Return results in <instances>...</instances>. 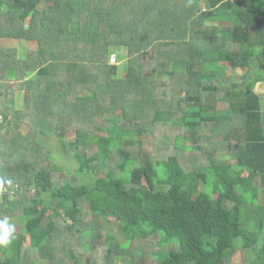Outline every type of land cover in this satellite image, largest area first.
Instances as JSON below:
<instances>
[{"label":"trees","instance_id":"1","mask_svg":"<svg viewBox=\"0 0 264 264\" xmlns=\"http://www.w3.org/2000/svg\"><path fill=\"white\" fill-rule=\"evenodd\" d=\"M146 39L155 44L137 53ZM0 42V216L22 226L0 264H22L25 237L29 264H84L76 236L86 264H99L100 241L103 264L125 251L129 264H231L239 253L264 264V95L253 78L224 76L254 61L263 80L264 0H0ZM75 43L82 55L68 62ZM114 45L128 49L125 74L109 63ZM168 86L182 100L161 95ZM160 128L173 153L136 166L127 147L166 144ZM54 139L72 154L67 175L91 176L84 184L54 180Z\"/></svg>","mask_w":264,"mask_h":264},{"label":"rangeland","instance_id":"2","mask_svg":"<svg viewBox=\"0 0 264 264\" xmlns=\"http://www.w3.org/2000/svg\"><path fill=\"white\" fill-rule=\"evenodd\" d=\"M129 2V1H128ZM42 7H44V5H42L41 6V8ZM204 10V9H203ZM202 10V11H203ZM28 23H29V21L27 20L26 21V23L25 24H27L28 25ZM207 26H210V24L209 23H207ZM140 32H142V34H140V33H138L137 34V36H138V39H140V38H143V37H139V36H141V35H143V33H144V31L147 33V30L145 29V28H140V30H139ZM208 32H210V30L208 31ZM147 35H148V33H147ZM137 36H136V38H137ZM186 39H187V37H186ZM65 39L64 38H61L60 39V44L64 41ZM188 40V39H187ZM66 41V40H65ZM75 42V41H74ZM137 42L138 43H140L139 45L140 46H138V51H137V53H139V52H144V51H146L149 47H151V46H153V44H155V43H151V44H149V41H148V39H146V41H143V42H140L139 40H137ZM68 43H70L69 41H68ZM67 43V44H68ZM137 44V43H136ZM10 45H12V46H14V47H19V48H24L25 46H24V43L23 42H19V41H17V42H13V44H10ZM66 45V44H65ZM75 45V48H76V50H77V52H71L70 51V53L68 54V56H67V61L68 62H71V61H74L75 60V57H76V55L78 54V56L80 55H82V48L81 47H79V45L78 44H74ZM146 47H147V49H146ZM152 48V47H151ZM107 49L109 50V52H107V57H108V55H110V57H109V63L110 64H120L119 65V71H123V74H125V70H124V64L126 63V62H128V61H130V57L127 55V53H128V49L125 47V46H118V45H114V46H112L111 48H109L108 46H107ZM107 50V51H108ZM152 51H153V49H152ZM23 52V51H22ZM21 52V53H22ZM255 58H253V60H254ZM250 60V59H249ZM253 60H250V61H253ZM115 62V63H114ZM262 65H264V64H260L259 65V67L258 68H261L262 67ZM254 66H255V63H254ZM247 69H249L250 71H252V69H250V67H248ZM246 70V69H245ZM248 71V70H247ZM245 73H247L246 71H244L243 72V74H245ZM249 73V72H248ZM243 74H242V71L241 70H234V69H230V70H226V72H225V75L224 76H228V79L230 80L229 81V84H242V85H244L243 83H245V82H249L250 81V78L247 76V74H245V76H243ZM34 74H32V73H29L28 74V77H27V79L28 80H31L32 78H34V76H33ZM263 75V74H262ZM30 78V79H29ZM6 80H9L8 82H9V84H12L11 86H12V88L11 89H13L14 87L13 86H17L16 88H14V91H17V90H21L22 89V86L20 87V85H18V83H16L17 81L15 80V78H14V75H7V77H6ZM15 83H16V85H15ZM227 83V82H226ZM24 85V84H23ZM161 85V84H160ZM194 85H196V83H194ZM19 86V87H18ZM7 87H9L8 85H7ZM159 88V87H158ZM179 89H181V88H178L177 90H179ZM158 90V89H157ZM168 90V91H167ZM170 90H173V88H172V86H168L167 87V89H166V92H160V94L161 95H164L166 98H168L169 100H172V97H173V99H174V101H179L177 98L178 97H180V99H181V97L182 96H185V93H184V91H182V92H175V91H173V93H174V95H169L168 94V92L170 91ZM154 92H156V90H155V88H154ZM154 92H152L154 95H155V93ZM159 92V91H158ZM23 93V92H22ZM259 93H261V94H264V91L263 90H260L259 89ZM157 94H159V93H157ZM164 100H166V101H168L167 99H164ZM182 100V99H181ZM217 108L218 109H221L222 108V104L221 105H218L217 106ZM70 113V110H69V108L68 109H66V114H69ZM107 115V114H106ZM114 116H116V115H114ZM119 116V115H118ZM108 118H112V114L111 115H109L108 114ZM159 130V132L156 134V138L157 139H159L160 138V136L162 135V134H167V136H168V138L166 139V144H163L162 142H155V143H153V145H151V144H145V146H143V147H137L136 145L135 146H130V147H127L128 148V150H130L131 152H132V155H133V160L136 162L135 163V165L136 166H138L139 164H140V162L141 161H143V158L144 157H148V156H150V158H151V160L153 161V160H157V157L158 158H160V159H163L164 157H167V156H169L170 154H172L173 153V149L171 148V143H172V140H173V134L172 135H170L172 132L170 131V130H167V129H163V128H160V129H158ZM74 134H75V130H73L72 128H71V130L70 131H68L67 130V133H66V138L65 139H68V140H71V139H73V137H74ZM170 136H169V135ZM164 142V141H163ZM47 147L50 149V150H52V151H54V152H51V154H54L55 155V159L53 160V165L54 166H56L57 168H60V172H61V174H58V177H56V178H54V180L56 179V181H59V180H61L60 182H63L62 181V178L64 177V175L66 176L68 173H69V171H70V169H71V165H74V163H73V161H72V159H73V157H72V154L71 153H69L68 151H66V152H64V151H60V150H58L60 147H59V144L57 143V141H56V139H54V140H51V141H47ZM41 154H45V152H42ZM185 156H186V153H185ZM192 158H191V157ZM189 157L193 160L194 159V157L193 156H195V154H192V155H190ZM45 157V156H44ZM191 160V161H192ZM61 175V176H60ZM57 176V175H56ZM67 177L72 181V183H73V185H81V184H84V182L86 181V180H88V179H90L91 178V176L89 175V174H87L86 172H84V174H81V175H77V174H74V172H70V174L69 175H67ZM255 205V204H254ZM83 209L85 210V211H87L88 210V206L87 205H84L83 206ZM85 211H83V215L85 216V217H87V214H86V212ZM0 218H2L3 220H4V218H6L7 219V221H11L10 222V225H13V226H15L16 228H17V231L20 233L21 232V230H22V226H21V224L17 221V219H12V220H10L9 218H7L6 216H0ZM1 219V220H2ZM56 221H59V219L58 218H56ZM63 225L64 224H66V222H63L62 223ZM105 234H112L113 236H115L116 238H117V240H118V242H120V243H122V242H124V238H123V236H121V234H120V228L116 225V224H114V223H105ZM78 229H79V231H81V230H84L80 225L78 226ZM64 233V232H63ZM77 237V236H76ZM76 237H72L73 238V240H71V248H72V250H75V252L77 251V252H79V253H81V254H84L83 256H85V257H89V254L87 253V252H83L82 251V249L79 247V244H78V240H77V238ZM25 241V243H23ZM20 244L21 245H23V252H22V255H21V257L23 258V260L21 261V263L22 264H29V261H28V256H29V254H30V252H31V246H30V242H29V240L25 237V238H23L21 241H20ZM92 245V244H91ZM143 247H145L144 245H138V246H135L134 247V250L133 251H135V249H142ZM70 248V247H69ZM68 248V249H69ZM155 248V247H154ZM68 249H66L67 251H68ZM104 250V248H103V246L101 245V241H100V245H99V250L97 251L98 253H97V257L99 258V264H103V255H101L102 254V251ZM67 251H65V253L66 254H63V255H59L58 257L61 259L62 257H64L65 258V260L67 259ZM70 251V250H69ZM76 252V253H77ZM132 252V251H131ZM83 256H82V262L84 263V264H86L85 263V260H83ZM95 257V256H94ZM251 258H253V255H251ZM131 259H132V255H131V253H128V252H122L119 256H117V258H115L114 259V261L117 263V264H129V263H131ZM243 260H244V258H243V253H239V254H236L235 256H234V259H232L231 260V264H242L243 263ZM69 261H73L72 259H69ZM88 262H89V260H88ZM41 264H53V262H48V263H46V262H42ZM93 264V263H92ZM158 264V263H157Z\"/></svg>","mask_w":264,"mask_h":264},{"label":"crops","instance_id":"3","mask_svg":"<svg viewBox=\"0 0 264 264\" xmlns=\"http://www.w3.org/2000/svg\"><path fill=\"white\" fill-rule=\"evenodd\" d=\"M18 40H10L8 43L9 44H13V42H17ZM20 42V41H19ZM1 43V42H0ZM44 53H45V51H44ZM42 56H44V54L42 53ZM255 62L253 61L251 64H249V65H245V66H243V67H239V68H237V69H234V70H241L242 71V74H243V72L244 71H246L247 73H245V74H247L248 75V77L249 78H253V81H254V83H255V85H254V90H255V93L256 94H261V93H259V89L260 90H263L264 91V74H263V80L261 81V80H257L256 78H258L256 75V72H254L253 70L252 71H250L249 69H247L250 65H252V64H254ZM246 69V70H245ZM228 70H230V69H228ZM248 70V71H247ZM261 70L264 72V65H262V67H261ZM249 72V73H248ZM245 74H243V76H245ZM260 81V82H259ZM264 95V94H263ZM17 102H18V104H19V106L20 107H23V93L22 92H20V93H18V96H17ZM262 103H263V111H264V99L262 100ZM12 127H13V129L14 130H18L19 128H20V126L18 125V124H13L12 125ZM256 180V179H255ZM256 182V181H255ZM250 213H253L251 210H249V214ZM254 227H256V226H254Z\"/></svg>","mask_w":264,"mask_h":264},{"label":"clouds","instance_id":"4","mask_svg":"<svg viewBox=\"0 0 264 264\" xmlns=\"http://www.w3.org/2000/svg\"><path fill=\"white\" fill-rule=\"evenodd\" d=\"M29 19L30 18L27 20L29 21ZM0 183H2V181H0ZM8 183H11V181H8ZM13 232L14 226L10 225L6 218L4 220H0V245H7L10 242L9 237Z\"/></svg>","mask_w":264,"mask_h":264},{"label":"built area","instance_id":"5","mask_svg":"<svg viewBox=\"0 0 264 264\" xmlns=\"http://www.w3.org/2000/svg\"><path fill=\"white\" fill-rule=\"evenodd\" d=\"M3 192V190L0 189V193Z\"/></svg>","mask_w":264,"mask_h":264}]
</instances>
